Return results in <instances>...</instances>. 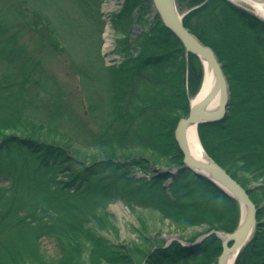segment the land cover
Returning a JSON list of instances; mask_svg holds the SVG:
<instances>
[{
	"label": "trees",
	"instance_id": "16d2710c",
	"mask_svg": "<svg viewBox=\"0 0 264 264\" xmlns=\"http://www.w3.org/2000/svg\"><path fill=\"white\" fill-rule=\"evenodd\" d=\"M46 1L45 7L43 0H11L10 17L0 15V264H16L21 257L29 260L41 252L44 238H57L70 250L74 239H84L85 246L98 249L102 260L110 263L112 245L91 229L94 223L101 224L109 206L118 201L155 209L182 227L216 225L209 228L214 233L194 246L174 241L151 248L147 264H215L223 252L215 231L236 230L241 219L239 202L189 170L179 176L150 174L161 159L168 168L183 165L175 129L188 116L190 100L200 90L201 60L157 16L155 25L133 40L135 9L141 5L143 13L151 11L150 0H125L113 17L119 35L116 53L124 63L107 66L102 55L101 6L105 0ZM92 6L101 21L98 70L94 71L93 60L73 55L75 41L70 30L75 21L83 24L86 17L92 18ZM177 6L181 13L190 11L185 26L217 54L231 92L230 114L222 121L199 126L201 143L246 188L238 176L241 170L250 177L249 183L264 180V22L228 0H177ZM233 18L243 38L244 28L256 32L252 45L237 37L239 33L230 26ZM43 25L61 42L66 41L98 132L87 131L55 76L36 57L38 46L32 49L23 41L26 30L37 35ZM58 44L55 40L54 45ZM135 51L139 59L133 58ZM75 127H82L88 135L76 133ZM44 130L66 133V141L40 136ZM76 145L86 150L146 149L155 160L138 154L123 160L111 154L87 162L75 154ZM232 168L238 172L232 173ZM253 194L250 190L257 203ZM69 257L65 255L62 264ZM111 258L121 261V253ZM124 261L132 263V259ZM235 264H264V225L258 227Z\"/></svg>",
	"mask_w": 264,
	"mask_h": 264
},
{
	"label": "rangeland",
	"instance_id": "374dc122",
	"mask_svg": "<svg viewBox=\"0 0 264 264\" xmlns=\"http://www.w3.org/2000/svg\"><path fill=\"white\" fill-rule=\"evenodd\" d=\"M234 1L236 4L231 2L233 5L255 15L254 14L255 9H253V7L245 3L243 0H234ZM121 2L122 0H108L106 6L105 5L101 6L102 16H104V14L105 16L108 15L113 20L114 15L119 13L123 9V7L121 8L122 6ZM37 3H40V0H37ZM43 5L45 7L47 6L46 0H43ZM26 8L28 9V6H26ZM13 9L14 7L13 6L11 7V0H0V15H4L6 16V18H9L10 17L9 14L11 13V11L9 12V10H13ZM85 9L88 11L89 7ZM90 11L92 12L91 19H88V17H86L85 18L86 21L83 24L78 23L77 21L71 24L72 26L70 27V30L72 32L75 41V46L71 50L73 55L77 58L81 57V58L93 60L94 61L93 71H94V70H98L96 58H97V45L99 41L98 31L100 29L101 21L94 6H92ZM50 13L49 16L52 19L53 18L52 12ZM187 13L180 12V14L185 16L187 15ZM143 15H144V18H142L143 21H140L139 18L142 17ZM134 16L136 18L135 19L136 25L132 27L131 37L133 40L136 41L137 38L141 36V34L144 32V30L148 31L153 21L155 20L156 15L153 14L152 9L151 11L147 10L144 11L143 13L141 5H138L137 8L135 9ZM255 16L258 17L257 15ZM232 23L233 24H231L230 26L231 27L234 26L233 29L239 33L237 37L240 40L241 39L244 40L245 38V41H247V43L252 45L251 37H254L256 35V32L247 31L244 28L243 30L244 38H243L242 32H239L242 31V29L238 28L236 24H234L237 23V19L233 18ZM154 25L155 24L153 23V26ZM116 36L118 39L119 35L117 34V32L113 30L110 22V24H107L105 28V37L107 42L110 41V45H112V47L115 46ZM231 36L233 37L234 34L232 33ZM55 40L59 42L57 47L54 45ZM23 41L28 46L30 45L32 49L34 46L35 47L38 46L37 48L39 49L38 50L39 52L37 53L36 57L39 58V60L40 58L43 59L44 67L47 69V71L50 74L55 76L57 83L59 84L60 88L63 91L64 96L68 97L71 108L74 109L76 113L81 115L83 124L87 125V131L90 132V134L98 132L99 127L94 123L93 118L89 113L88 106L86 104L87 101L84 98L85 95L82 89V80L80 79V76L77 74V72L73 69L70 55L68 54V50L64 44V42L66 43V41L64 42L62 41L63 42L62 43L60 37L55 33H53L50 27H46L44 25L39 27V33L37 35H34L31 32V30H26L23 37ZM224 48L226 49L227 46L224 45L223 49ZM104 56L107 57L108 55L105 54ZM108 58L109 57H107V59ZM133 58L139 59L140 54L137 51H135L133 53ZM115 60H116L115 64L117 65L124 63L123 58L118 57ZM111 62L112 61L109 62L108 60L105 63L107 66H110L113 65L110 64ZM204 76H205V67L203 64V76H202L200 90L202 85L204 84ZM38 92L39 91H33L32 94H37ZM197 94L190 100V104L191 101L197 96ZM35 99H38V97H35ZM79 102L81 104H79ZM37 103L38 101L35 102L36 106ZM230 107H231V101L227 115L230 114ZM50 109L53 110L54 105L52 107H49L48 110ZM44 115H48V113ZM75 128H77L75 129L76 133L88 135V132L86 133L82 129V127L81 129L78 127ZM44 131L45 132L43 131L39 132L40 136H44V137L48 136V138L52 137V139H55V141H61V140L66 141L64 139V135L66 133L59 131L58 133H50V130H44ZM204 151L205 154L210 159L216 162L205 150V148ZM74 152L81 160H85L87 162L100 160L101 158L109 156L111 154L117 155L119 158L123 160H125L126 158H132L134 156H137V154L141 156L144 155V157L147 156L152 157L155 160V157L153 156L152 152L146 149L123 151V150L115 149L113 147V149L104 148V149L86 150L76 145ZM161 160L159 161V163L161 164L155 166V168H152L150 174L155 173L159 175L162 174L164 175V173L167 174L174 173L175 175L179 176L185 170H187L184 165L182 166L175 165L173 167L168 168L167 167L168 164L164 162L165 160L163 162ZM183 161H184V155H183ZM237 164H241L244 167L243 163L238 162ZM222 168L225 171H227V169H225L224 167ZM138 169L139 168H134V171H139ZM157 171H162V172L158 173ZM231 172L237 173L238 171L237 170L233 171L232 168ZM229 175L232 177L231 174ZM238 176L242 178V181L247 186L246 188L245 187L243 188L247 190L248 193L250 190L254 192L253 194L254 200L257 202L255 204L257 205L259 212L257 215L258 227L260 225H264V180H261L260 182L249 183L250 177L248 175L247 176L243 175L242 170L238 174ZM146 177L148 180H151L152 178V176L149 174L148 175L146 174ZM107 211L108 213L105 215L106 217H103L106 225H102L104 224V222L103 219H101L102 221L101 224L100 221H98L97 224L94 223L93 225L95 229H91V230L95 232L97 237H105L108 240V242H110V244L112 245V248L109 250V253L111 254H108V257L110 256L109 258L110 263L107 260H102L101 257L102 253L98 249L93 250L88 246L89 244L85 246L84 239L83 240H79L78 238L74 239L73 241L74 244H71L74 245L73 250H70V247L67 248L66 246H64V244L62 245L61 242L57 240V238H44L41 240V245H40L41 252L39 254H36L27 261H25L26 259L24 257H21V260H19L20 262L16 264H62L63 257L65 255L70 256L69 259H67L66 264H132V263L147 264V261L150 257L149 250L151 248L158 246L166 247L171 243H173L174 241L182 242L184 245L188 247L194 246L195 244L200 243L203 239L214 233V231H210L209 228L212 227V225L216 226L214 222L211 223L208 222L206 224H199V225L193 224L192 226L188 225L182 227V225H180L177 221L173 222L168 217H166L165 215H163L162 213H160L155 209L131 206V205H127L123 201H118L116 203L111 204ZM241 216H242V209H241ZM91 226L92 225H90V227ZM215 233H217L218 237L221 239L220 236L225 237L232 234L233 232L228 233L224 231H217V232L215 231ZM195 239H199V240L196 241ZM7 241H12V239L10 238ZM222 248H223V244H222ZM119 253H121V258H120L121 261H118L117 258H111V256L113 257L115 255H118ZM126 259H132V263L131 262L125 263L124 260ZM217 260L215 264H217ZM151 264H153V262Z\"/></svg>",
	"mask_w": 264,
	"mask_h": 264
},
{
	"label": "water",
	"instance_id": "95a60500",
	"mask_svg": "<svg viewBox=\"0 0 264 264\" xmlns=\"http://www.w3.org/2000/svg\"><path fill=\"white\" fill-rule=\"evenodd\" d=\"M229 1L236 4L234 0ZM248 1L264 5V0ZM150 6L153 14L159 17L160 22L170 30L189 53L197 56L205 67L204 84L197 96L191 101L188 116L179 121L175 130V141L184 155L183 165L187 170L196 177L209 181L225 194L236 199L241 205L242 216L236 230L228 236H220L223 240V252L219 256L217 264H229L235 255L239 256L242 249L256 233L258 227L257 205L250 198L248 191L207 155L206 160L194 158L187 141V131L192 126L199 127L202 124L214 123L225 119L231 101L229 82L225 76L223 66L213 49L205 45L185 26V15L180 14L177 0H150ZM255 12L254 14L264 22V17L259 15L256 10ZM207 73L214 75L213 87L208 96L195 104L204 89ZM217 94L220 95L219 109L217 112H210L207 108Z\"/></svg>",
	"mask_w": 264,
	"mask_h": 264
},
{
	"label": "bare ground",
	"instance_id": "6f19581e",
	"mask_svg": "<svg viewBox=\"0 0 264 264\" xmlns=\"http://www.w3.org/2000/svg\"><path fill=\"white\" fill-rule=\"evenodd\" d=\"M243 1L247 3L248 5H250L251 7H253L258 12L259 15L264 17V5L263 4L249 2L248 0H243ZM213 84H214V75L211 73H207L205 77L204 89L201 92V95L199 96V98L195 101V104L199 103L200 101L203 100V98L208 96V94L211 91V88L213 87ZM219 105H220V95L217 94L212 99L207 110H209L210 112H217L219 109ZM198 128L199 127L197 126H192L191 128H189V130L187 131V141H188L192 156L198 160H206L207 157H206L204 148L202 146V143H201V140L198 134ZM236 257L237 255H235L233 259L230 260L229 264H234Z\"/></svg>",
	"mask_w": 264,
	"mask_h": 264
},
{
	"label": "built area",
	"instance_id": "2783aa9c",
	"mask_svg": "<svg viewBox=\"0 0 264 264\" xmlns=\"http://www.w3.org/2000/svg\"><path fill=\"white\" fill-rule=\"evenodd\" d=\"M107 1L108 0L104 1L103 6L104 5L106 6ZM122 2H121V5H122ZM104 19H105V25H104V30H103L104 44H103V47H102V55H103V58H104L105 62H107L108 60H109V62L112 61L110 64H113V65H110V66H114V65H116L115 64L116 63L115 59L118 58V57L120 58V56L116 54V50H115L116 49V43H115V46L112 47V45H110V41L107 42L106 37H105V28H106L107 24H110V22H111V26L113 28V23H112V20H111L110 16H108V15L104 16ZM113 30H114V28H113ZM116 39H117V36H116ZM114 53H115V55H114ZM105 54L108 55L107 56V57H109L108 59H107L106 56H104ZM113 61H115V62H113Z\"/></svg>",
	"mask_w": 264,
	"mask_h": 264
}]
</instances>
